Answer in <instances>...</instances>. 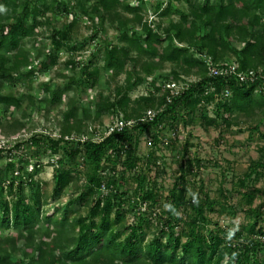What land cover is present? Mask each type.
<instances>
[{
  "label": "trees",
  "instance_id": "1",
  "mask_svg": "<svg viewBox=\"0 0 264 264\" xmlns=\"http://www.w3.org/2000/svg\"><path fill=\"white\" fill-rule=\"evenodd\" d=\"M86 1L91 2L90 10L84 6L89 3ZM186 1L190 11H183L179 20H171L165 26L160 20L149 21L141 14L140 4L146 0H136L134 5L128 0L80 2L82 11L90 16L121 17L119 9L135 15L117 28L124 30L119 41L104 48L103 66L90 61L81 69L84 82L94 87L103 70L111 73L109 79L126 73L124 84L117 85L110 95L99 92L94 120H100L108 113L113 118L134 121V125L115 131L101 141L69 139L66 137L80 134L88 127L78 116L79 108L73 105L72 110L64 112L60 137L46 136L42 140L34 135L27 140L35 147L36 152L31 153L33 159L62 155L55 161V198L60 197L76 177L69 160L82 155L83 162L91 166V171L85 175L86 189L77 199L79 204L89 206V215L80 218V232L76 237L66 230V214L56 217L53 211L42 215L40 187L26 199L22 195V179L4 178V173L12 169L22 171V164L10 160L0 166V194L6 187L10 195L18 197L12 207L7 202L0 205V264H264L263 207L249 208L250 220L239 226L223 227L219 221L212 220L208 210L212 209L214 202L203 200L199 191L190 194L186 191L188 169L193 171L194 167L201 166L197 158L182 160L178 156L179 182L177 180L163 203L168 205V216L160 223L158 235L144 244L152 220L139 205L141 201L150 206L162 202L160 190L149 184L147 175L149 165L154 163L159 167L162 160L148 154L146 168L139 165V136L147 133L153 146H157L169 131L178 132L180 126L187 128L194 119L202 120L205 126L224 124L230 127L232 114L236 111L249 114L251 108V115L258 108L259 113H264V0ZM64 4V0H24L22 4L18 0H0V104L20 108L21 99L12 93H1V88L4 83H12L22 69L32 63L24 40L33 34L38 18L44 16L49 22L60 13V6ZM162 4L158 1L154 5L159 18L167 16L171 9L169 4L162 9ZM5 10H8L7 14ZM129 25L132 26L131 32ZM136 25H141L142 32L135 30ZM70 29L68 26L52 32L53 52L36 65L37 71H48L57 63L55 51L71 40ZM234 42L241 45L236 46ZM42 51L39 50L37 57L44 55ZM229 55L238 63L234 73L211 74L206 58H210L212 65L229 68L231 64L225 62ZM68 63L76 66L75 60H68ZM166 63L174 65L171 74L156 75ZM192 68L197 70L192 71ZM250 71L254 72L253 80L239 79L238 73ZM32 73L30 70L26 75ZM192 75L197 79L191 80ZM173 82L187 85L178 95L171 96V89L164 88V85ZM141 85L147 86V92L132 100L130 92ZM68 90L69 87L60 86L50 89L48 107L60 103ZM255 91L259 92L258 98L253 97ZM148 109L156 110V116L152 120H141ZM82 111L86 117L91 116L89 109ZM263 120L264 115L251 129L259 130ZM95 130L96 127L93 133ZM178 140L171 139L170 145L164 147H172ZM67 143L74 145L68 147ZM42 147L45 149L41 150ZM2 152L0 148V158ZM41 164L42 160L36 162L33 169ZM109 167L114 168V173L105 176ZM259 168H264V161L255 162L250 171L239 178L238 183L245 189L244 195L250 203L255 192L249 188L248 181L254 173L259 174ZM80 177V174L76 177L77 181ZM25 180L30 186L35 183L31 174ZM103 183L109 189L107 194L100 190ZM133 184L132 193L129 188ZM134 202L135 208H130L134 213L132 222L125 230H113V223H118L128 211L125 205ZM224 204L228 205L227 202ZM237 207L233 205L231 213H235ZM96 216L100 217L99 224L94 221ZM212 223L216 225L214 229L209 227ZM177 225L182 226L181 232L176 230ZM4 230L14 232L4 235ZM167 234L168 239H165Z\"/></svg>",
  "mask_w": 264,
  "mask_h": 264
},
{
  "label": "rangeland",
  "instance_id": "2",
  "mask_svg": "<svg viewBox=\"0 0 264 264\" xmlns=\"http://www.w3.org/2000/svg\"><path fill=\"white\" fill-rule=\"evenodd\" d=\"M51 1L49 0V2ZM84 1L64 0L66 7L61 5L60 13L56 14L55 17L53 16L54 18H51L49 22L44 16L38 18L33 34L30 38L24 40L25 49L29 51L32 63L23 68L21 74L15 77L12 83H4L1 88V93H12L19 97L21 106L20 108H14L6 104H0V148L3 150L0 166H4L7 161L13 160V162L22 164L24 167L20 172L18 168H15L6 174L4 173V178L22 179L24 181L22 195L26 199H29L37 187H40L43 201V205L40 206L42 215H47L53 211H55L56 217L66 214L68 225L66 230L74 237L80 232V218L89 215V206L85 203L79 204L77 199L86 187L85 175L91 171V166L83 162L82 155L69 160L68 163L73 169L72 174L76 177L80 174V181H77L75 177L74 181L64 189L62 195L55 198L53 193L55 187V161L62 155L46 156L40 160L33 159L31 153L36 152L35 147L31 146L27 140L34 135H38L37 137H41L42 140H45L46 136L60 137L64 112L72 110L73 105L79 108L78 116L84 119L88 127L82 133H73L66 138L87 140L93 137L94 127H96L95 132H97L101 129L100 125L105 126L111 122L113 116L108 113L102 115L100 120H94L97 95L101 91L105 96L110 95L117 85L124 84L126 73L117 78L111 77L109 79L111 73L108 70H103L98 84L94 87L84 82L85 79L81 75V69L83 64L90 61L103 66L104 48L119 41L120 34L124 31L119 30L123 22L135 16L124 12L122 9H119L122 14L121 17L106 16L102 18L99 15L90 16L85 14L82 7L79 6L80 2ZM128 1L133 5L136 3V0ZM158 1L163 2L162 9L166 8L168 4L171 5L169 14L163 18H159L154 12V5ZM22 2L24 0H18V3L22 4ZM84 6L90 10L91 2L84 4ZM140 6L141 14L146 19L149 21L160 20L163 26L171 20H179L182 12H189L191 8L186 0H146ZM5 12L7 14L8 10H5ZM68 26L71 27V40L59 51H55L58 55L57 63L51 66L48 71H37L35 69L36 65L53 52L52 32ZM135 27V30L142 32L141 25ZM128 28L131 32L132 26L129 25ZM233 44L236 46L241 45L240 42H234ZM40 49L44 53L41 58L37 57ZM71 59L76 61V66L68 63V60ZM225 62L232 64V66L238 65L232 55L227 56ZM165 65V68L161 72H157L156 75L159 76L161 73L163 76H168L171 74L174 65L171 63ZM30 70H33V73L29 76L26 75ZM191 70L196 71L197 69L192 68ZM72 78L75 81L72 82ZM190 79L195 80L197 77L192 75ZM49 86L52 90L58 86L61 88L69 87V90L63 94L62 101L50 108L48 107ZM146 92L147 86L141 85L133 89L130 95L134 100ZM258 96L259 92L255 91L253 97L258 98ZM84 108L89 109L91 116H85V112L82 111ZM248 111L250 114L251 108ZM210 114H213V112L211 111ZM249 114L236 111L232 114L233 124L230 127L224 124L205 126L202 120L194 119L187 127L186 138L175 141L172 147L165 148L160 142L157 146H153V143L148 140L147 133L139 136L137 148L140 158L139 165L146 168L148 154H153L154 158L158 156L162 160L159 167L152 163L147 168L149 184L157 187L162 194L161 204L166 202L170 190L178 180L180 158L183 160V158L191 157L199 159L201 166H198L197 169L194 167L193 171L188 169L185 182L186 191L189 194L193 191H199V195L203 200L214 202L212 209L208 210L209 217L212 220L219 221V224L223 227L239 226L250 220L249 208L261 205L264 209V168H259V174L254 173L251 180L248 181L249 188H252L255 192L251 203L250 199L244 195L245 189L240 187L238 183L239 178L250 171L255 162L264 161V122L261 123L259 130L251 129L262 120L264 113H259L257 108L254 114ZM67 145L69 147L74 143H67ZM11 148L14 150L12 151ZM44 149L42 147L41 150ZM41 160L42 164L33 169L34 164ZM120 167L119 164L118 168L120 169ZM112 170L110 167L107 168L105 176L113 172ZM28 174H31L32 179L35 180L32 186L26 183L25 178ZM134 188L135 185L133 184L129 191L133 193ZM17 198V196L10 195L5 187V190L0 194V205L7 202L12 207ZM225 202L228 203L227 206H225ZM147 203L141 201L139 208ZM233 205L238 206L235 213H231L234 209ZM125 206L128 211L118 223H113V230H125L129 222H132L134 213L130 211V208L131 206L135 208V202ZM167 209L164 208V205L160 206L159 209L150 206L144 210L140 209L150 215H154L153 213L156 212V215L153 216L156 219L152 221L149 227L144 244L158 235L160 223L168 216ZM112 219L115 222L116 215L114 213ZM94 221L99 224L100 217H94ZM261 225L264 227V223ZM42 226L45 228L44 224ZM209 227L214 229L216 225L212 223ZM181 228V225H177L176 230L181 232ZM13 232V230H4L2 234L7 235ZM122 232L127 234L129 231ZM167 236L168 234L165 239H168Z\"/></svg>",
  "mask_w": 264,
  "mask_h": 264
},
{
  "label": "built area",
  "instance_id": "3",
  "mask_svg": "<svg viewBox=\"0 0 264 264\" xmlns=\"http://www.w3.org/2000/svg\"><path fill=\"white\" fill-rule=\"evenodd\" d=\"M206 61L207 63H209V69H210V73L211 74H230V73H234L235 69L237 68V66L231 64V66L229 68L227 67H223L222 65H212L211 64V60L210 58H206ZM238 77L240 80L244 81L246 79H250V80H253L254 79V72L250 71L248 73H238ZM187 84H184V82H180V83H166L164 85V88H168V89H171V96L173 95H178L180 93V91L186 87ZM229 91L226 90V94H228ZM169 96V97H171ZM157 114V111L154 110V109H148L146 112H145V115L143 116V118L141 120L145 121V120H152ZM134 125V121H126L124 120L122 117H115L111 120L110 123L106 124L105 126H102L101 129H99L97 132H95L93 134V137L92 139L94 141H101L103 140L104 138L108 137L109 135H111L113 132L115 131H120V130H123L125 128H131L133 127ZM180 130L177 132V131H174V130H171L169 131L166 135V137H161V145L162 146H168L170 145L171 143V139H185L186 138V135L188 133V129L183 127V126H180L179 128ZM149 142L150 143H153V140L151 139V137L148 138ZM158 163H161V161H159ZM101 192L103 194H107L109 192V189L107 188L106 186V183H103L102 187H101ZM163 204L161 203H157V204H154V205H148V203L146 205H142L141 208L144 210L146 208H148L149 206L150 207H153V208H157L159 209L160 206H162ZM164 208H168V205L164 206ZM154 215H150L151 217V220L154 221L156 218L153 217L156 215V212L153 213ZM258 238L260 236H257ZM228 245H231V241L228 240Z\"/></svg>",
  "mask_w": 264,
  "mask_h": 264
}]
</instances>
